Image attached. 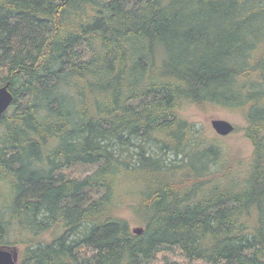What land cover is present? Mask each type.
I'll return each instance as SVG.
<instances>
[{
    "label": "trees",
    "instance_id": "obj_1",
    "mask_svg": "<svg viewBox=\"0 0 264 264\" xmlns=\"http://www.w3.org/2000/svg\"><path fill=\"white\" fill-rule=\"evenodd\" d=\"M8 82L0 246L19 264H264V0H0ZM193 107L242 114L251 158Z\"/></svg>",
    "mask_w": 264,
    "mask_h": 264
},
{
    "label": "rangeland",
    "instance_id": "obj_2",
    "mask_svg": "<svg viewBox=\"0 0 264 264\" xmlns=\"http://www.w3.org/2000/svg\"><path fill=\"white\" fill-rule=\"evenodd\" d=\"M183 114L191 121L198 124L202 128L204 133L210 139H215L220 146H222L230 157V161H243L246 163L252 156L253 145L251 141L245 136L244 127L246 126V120L240 113L231 112L222 109H211L209 111H202L198 108H190L183 112ZM213 119H225L235 125V130L227 135H219L212 126ZM94 169L93 166L79 165L67 170V175L72 177H83ZM124 216L132 221V227L136 228L141 224L136 221L134 213H132L128 207L124 209ZM135 219V221H134ZM19 253L20 249L16 248ZM176 257H171L169 254L160 253L158 255V262L164 263L166 260H174Z\"/></svg>",
    "mask_w": 264,
    "mask_h": 264
},
{
    "label": "water",
    "instance_id": "obj_3",
    "mask_svg": "<svg viewBox=\"0 0 264 264\" xmlns=\"http://www.w3.org/2000/svg\"><path fill=\"white\" fill-rule=\"evenodd\" d=\"M14 95L10 90V82L0 87V119L11 107ZM212 126L221 136H227L235 130V125L225 119H213ZM133 231L141 234L144 231L142 226L136 227ZM16 248L0 246V264H19V257Z\"/></svg>",
    "mask_w": 264,
    "mask_h": 264
}]
</instances>
